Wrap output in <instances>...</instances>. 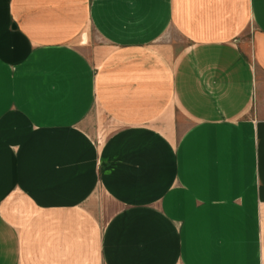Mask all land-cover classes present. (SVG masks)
<instances>
[{
  "label": "crops",
  "instance_id": "0c3cea01",
  "mask_svg": "<svg viewBox=\"0 0 264 264\" xmlns=\"http://www.w3.org/2000/svg\"><path fill=\"white\" fill-rule=\"evenodd\" d=\"M0 264H264V0H0Z\"/></svg>",
  "mask_w": 264,
  "mask_h": 264
},
{
  "label": "rangeland",
  "instance_id": "374dc122",
  "mask_svg": "<svg viewBox=\"0 0 264 264\" xmlns=\"http://www.w3.org/2000/svg\"><path fill=\"white\" fill-rule=\"evenodd\" d=\"M86 30V34L88 36V42L93 44H100L101 41H99V39H97V37L92 33V30L88 27L85 29ZM84 30V31H85ZM83 40H81L80 42H82ZM158 44L160 45H168L170 42V36L169 34H167V32L165 34H163L158 40H157ZM94 59H96V56L93 57ZM94 121L96 122L97 120H99L96 116V114H94ZM101 121V120H100Z\"/></svg>",
  "mask_w": 264,
  "mask_h": 264
}]
</instances>
